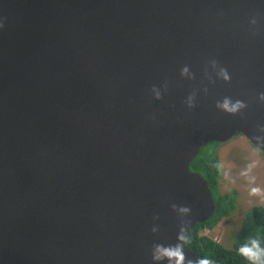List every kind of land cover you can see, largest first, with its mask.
Masks as SVG:
<instances>
[{"label": "water", "instance_id": "water-1", "mask_svg": "<svg viewBox=\"0 0 264 264\" xmlns=\"http://www.w3.org/2000/svg\"><path fill=\"white\" fill-rule=\"evenodd\" d=\"M0 25V264H199L191 163L264 152V0H0Z\"/></svg>", "mask_w": 264, "mask_h": 264}, {"label": "trees", "instance_id": "trees-1", "mask_svg": "<svg viewBox=\"0 0 264 264\" xmlns=\"http://www.w3.org/2000/svg\"><path fill=\"white\" fill-rule=\"evenodd\" d=\"M220 142L205 144L199 155L191 163V170L200 172L206 179L217 204L216 211L211 219L198 223L186 236L184 249L196 253L201 259L207 258L213 264H264V254L257 261H252L240 254L242 246H252V241L258 242L264 249V204L255 205L244 219L239 235L235 238L232 247H227L208 234L206 229L214 228L225 216H229L237 207V190L225 195L220 193V178L222 176L221 159L216 145ZM210 147L209 151L204 147ZM203 153V154H201ZM264 154V152H262Z\"/></svg>", "mask_w": 264, "mask_h": 264}, {"label": "rangeland", "instance_id": "rangeland-1", "mask_svg": "<svg viewBox=\"0 0 264 264\" xmlns=\"http://www.w3.org/2000/svg\"><path fill=\"white\" fill-rule=\"evenodd\" d=\"M216 147L222 167L220 193L225 195L237 190V207L214 228L206 229L203 233L232 247L246 213L255 205L264 204V154L240 134L227 142H220ZM209 148L206 146L204 150L209 151ZM253 189L259 191L253 194Z\"/></svg>", "mask_w": 264, "mask_h": 264}, {"label": "clouds", "instance_id": "clouds-1", "mask_svg": "<svg viewBox=\"0 0 264 264\" xmlns=\"http://www.w3.org/2000/svg\"><path fill=\"white\" fill-rule=\"evenodd\" d=\"M253 24L256 23L255 20L252 21ZM2 26V25H0ZM222 74L224 75L225 79L228 78L227 76V71L222 70ZM159 96V93H157ZM261 99L264 100V93H261ZM219 107L224 108L225 110L235 113L237 112L240 108L245 107L244 103L242 101H237L235 104H231L228 99L225 100L223 104L218 105ZM253 194L257 193L259 189H253ZM177 206L174 204L173 208H176ZM180 211L187 212L190 209L186 207H181L179 209ZM155 231V230H154ZM178 239L183 240L185 239L184 236V229H181V233L178 234ZM240 254L246 257L249 260L252 261H257L260 259V256L264 254V249H261L259 247V244L257 241L253 240L252 241V246L249 247L247 245L242 246L240 248ZM164 257H168L169 259V264H172L173 258L175 259V264H183L184 262V253L179 244L175 246H164L162 244H156L154 245V253H153V260L154 261H161L164 259ZM191 264V262H189ZM199 264H213V262L207 258H203L199 260Z\"/></svg>", "mask_w": 264, "mask_h": 264}, {"label": "bare ground", "instance_id": "bare-ground-1", "mask_svg": "<svg viewBox=\"0 0 264 264\" xmlns=\"http://www.w3.org/2000/svg\"><path fill=\"white\" fill-rule=\"evenodd\" d=\"M253 164H254V162H253ZM262 165V164H261Z\"/></svg>", "mask_w": 264, "mask_h": 264}]
</instances>
